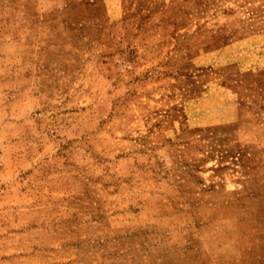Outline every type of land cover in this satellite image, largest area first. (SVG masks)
<instances>
[{"label":"rangeland","instance_id":"rangeland-1","mask_svg":"<svg viewBox=\"0 0 264 264\" xmlns=\"http://www.w3.org/2000/svg\"><path fill=\"white\" fill-rule=\"evenodd\" d=\"M0 264H264V0H0Z\"/></svg>","mask_w":264,"mask_h":264}]
</instances>
